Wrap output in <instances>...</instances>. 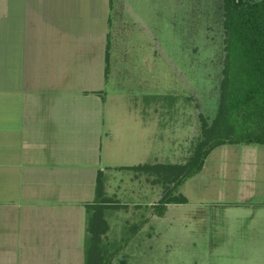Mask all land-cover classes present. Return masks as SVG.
Returning <instances> with one entry per match:
<instances>
[{"label":"rangeland","instance_id":"374dc122","mask_svg":"<svg viewBox=\"0 0 264 264\" xmlns=\"http://www.w3.org/2000/svg\"><path fill=\"white\" fill-rule=\"evenodd\" d=\"M223 13V0H113L110 139L139 138L140 150L117 158L151 168L146 172L139 168L142 163L118 165L101 176L109 180L102 186V222L97 227L104 231L95 240L86 237L100 261L264 264V211L258 209L255 218L260 222H253L249 214L238 215L241 208L217 203L225 200L218 192L225 172L216 169L233 162L225 154L231 146L227 143L211 149L203 168L179 186L176 194H183L186 202L167 204L160 216L155 212L173 183L166 182V170L159 164L184 166L195 160L204 126L212 125L222 111L227 83ZM243 114L233 111L232 130L243 123ZM250 146L264 161V144Z\"/></svg>","mask_w":264,"mask_h":264},{"label":"crops","instance_id":"0c3cea01","mask_svg":"<svg viewBox=\"0 0 264 264\" xmlns=\"http://www.w3.org/2000/svg\"><path fill=\"white\" fill-rule=\"evenodd\" d=\"M112 4L0 0V264H84L98 177L145 163L117 158L139 138L110 139ZM229 145L217 203L260 222L264 161L255 146Z\"/></svg>","mask_w":264,"mask_h":264},{"label":"trees","instance_id":"16d2710c","mask_svg":"<svg viewBox=\"0 0 264 264\" xmlns=\"http://www.w3.org/2000/svg\"><path fill=\"white\" fill-rule=\"evenodd\" d=\"M224 26L226 30V88L222 111L212 125H205L203 139L195 150V160L188 165L163 166L166 170V182L172 183V189L164 195L157 205V215H163L166 204L183 203V194H176L179 186L202 167L205 157L211 149L223 144H264V0H223ZM233 111L243 114L238 129L232 130ZM233 131V132H231ZM139 168H151L141 164ZM103 182L98 177L96 194H102ZM87 205V234L95 240L104 227L102 211L96 209L99 201ZM104 224V222H103ZM89 241V242H90ZM94 245L86 243L85 264H107L94 250ZM91 254L93 258L91 259Z\"/></svg>","mask_w":264,"mask_h":264}]
</instances>
